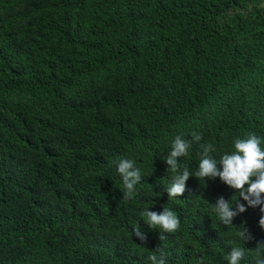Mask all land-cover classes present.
Instances as JSON below:
<instances>
[{"label":"trees","instance_id":"16d2710c","mask_svg":"<svg viewBox=\"0 0 264 264\" xmlns=\"http://www.w3.org/2000/svg\"><path fill=\"white\" fill-rule=\"evenodd\" d=\"M193 132L214 155L264 137V0H0V264H227L233 246L256 264L259 206L221 223L212 203L238 193L218 177L168 199L163 158ZM163 206L180 226L159 239L140 214Z\"/></svg>","mask_w":264,"mask_h":264},{"label":"clouds","instance_id":"9594fccd","mask_svg":"<svg viewBox=\"0 0 264 264\" xmlns=\"http://www.w3.org/2000/svg\"><path fill=\"white\" fill-rule=\"evenodd\" d=\"M203 137L199 132H193L191 139H185L177 135L172 141L167 156L164 159L167 169L173 173L171 179L164 187L169 198H178L184 193L186 182L190 176L199 180L219 178L228 187L235 189L238 197H219L213 211L224 225L232 224L233 218L246 211L248 207L259 206L264 213V137L252 132L245 136H237L233 139L230 150L223 151L218 155L216 147L212 143H201ZM197 144L200 148L199 160L195 173L182 165V157H186L189 150ZM116 170L120 174L125 188L124 195L131 197L137 184L141 180V171L132 159H120L116 162ZM243 201V202H241ZM141 218L151 229L160 231L159 239H163L164 233H174L180 226L179 217L176 213L163 206L162 211H153L149 207L141 212ZM259 226L264 228V215L259 218ZM133 238L143 242L147 239L145 231L132 227ZM240 238L253 239L247 229H241ZM257 253L256 264H264V241H256L254 247ZM245 252L238 246L230 248L227 254V264H243ZM152 264H165V253L160 249L158 255L149 257Z\"/></svg>","mask_w":264,"mask_h":264}]
</instances>
